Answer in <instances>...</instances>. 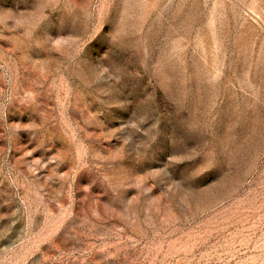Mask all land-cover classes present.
Returning a JSON list of instances; mask_svg holds the SVG:
<instances>
[{
    "label": "rangeland",
    "instance_id": "obj_1",
    "mask_svg": "<svg viewBox=\"0 0 264 264\" xmlns=\"http://www.w3.org/2000/svg\"><path fill=\"white\" fill-rule=\"evenodd\" d=\"M0 264H264V0H0Z\"/></svg>",
    "mask_w": 264,
    "mask_h": 264
}]
</instances>
